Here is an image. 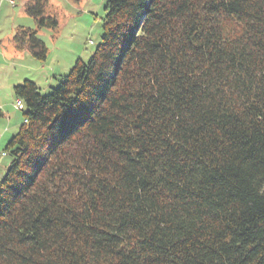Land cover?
I'll use <instances>...</instances> for the list:
<instances>
[{"label": "trees", "instance_id": "trees-1", "mask_svg": "<svg viewBox=\"0 0 264 264\" xmlns=\"http://www.w3.org/2000/svg\"><path fill=\"white\" fill-rule=\"evenodd\" d=\"M102 2L87 62L13 87L0 264H264V0Z\"/></svg>", "mask_w": 264, "mask_h": 264}, {"label": "rangeland", "instance_id": "rangeland-1", "mask_svg": "<svg viewBox=\"0 0 264 264\" xmlns=\"http://www.w3.org/2000/svg\"><path fill=\"white\" fill-rule=\"evenodd\" d=\"M12 1L14 5L11 0H0V181L9 162L3 150L24 119L13 87L29 80L42 94H48L77 60L87 62L95 51L101 40L104 14L103 0H48L47 12L57 17L58 29L38 31V38L48 50L46 59L40 61L28 51L16 52L11 45L18 27L36 29L33 18L24 11L26 0Z\"/></svg>", "mask_w": 264, "mask_h": 264}, {"label": "built area", "instance_id": "built-area-1", "mask_svg": "<svg viewBox=\"0 0 264 264\" xmlns=\"http://www.w3.org/2000/svg\"><path fill=\"white\" fill-rule=\"evenodd\" d=\"M11 4L14 5V2H13L12 0H11ZM16 104H17V107L19 106V107H18V110H19V109H22V103H21V101H19V100L17 99V103H16ZM2 155H6V153L3 152Z\"/></svg>", "mask_w": 264, "mask_h": 264}]
</instances>
